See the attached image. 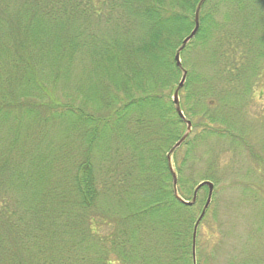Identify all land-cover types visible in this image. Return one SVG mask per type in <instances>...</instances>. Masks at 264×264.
I'll use <instances>...</instances> for the list:
<instances>
[{"label": "trees", "instance_id": "trees-1", "mask_svg": "<svg viewBox=\"0 0 264 264\" xmlns=\"http://www.w3.org/2000/svg\"><path fill=\"white\" fill-rule=\"evenodd\" d=\"M201 2L0 0V264H215L208 188L178 197L230 178L257 205L264 0H207L179 68Z\"/></svg>", "mask_w": 264, "mask_h": 264}, {"label": "rangeland", "instance_id": "rangeland-1", "mask_svg": "<svg viewBox=\"0 0 264 264\" xmlns=\"http://www.w3.org/2000/svg\"><path fill=\"white\" fill-rule=\"evenodd\" d=\"M254 102L256 105L254 112L263 119H260L257 124L254 123L255 140L261 141L264 136V129L262 126L264 122V78L260 82V86L256 89ZM243 167H251L255 172L251 184L257 192V205L250 197L244 196L242 190L244 181L230 180V178L225 180L224 183L226 186L219 190L214 204L212 203V214H209L206 223L209 226L214 225L216 227L218 223L223 226L221 229L224 234V239L221 248L218 249L215 264H226V261L234 256L246 258L252 255L257 259H264V236H260L263 240L262 248L261 245L259 246L258 243L256 244L257 241H254L257 237H255L254 234L252 235L255 226L259 228L263 225V222L259 221L261 219V213L264 211V175L261 170L258 169L257 165L253 163L249 164L247 160ZM225 172H228V170ZM229 184L230 186H228ZM260 210L261 213L259 212ZM214 214L216 215L215 220L213 219ZM198 232V239L203 241L207 248L211 249L217 245L218 238L213 236V232L210 228L207 230L205 227L204 229L200 228ZM251 240H253L252 244L250 243L252 248H248V243Z\"/></svg>", "mask_w": 264, "mask_h": 264}, {"label": "water", "instance_id": "water-1", "mask_svg": "<svg viewBox=\"0 0 264 264\" xmlns=\"http://www.w3.org/2000/svg\"><path fill=\"white\" fill-rule=\"evenodd\" d=\"M206 1L207 0H202V2L199 4L198 9H197V12H196V16H195V28H194L193 32L190 34V36L183 42L182 47L180 48V50L177 53L176 62H177V66L179 68L182 67V64H181V53H182V51L197 36V34H198L199 30H200V12H201V8H202L203 4ZM186 80H187V73L186 72H183L182 80H181V82L179 84V87H178L177 91L175 92L174 98H173V102H174V105L176 107V111H177L178 115L180 116V118L183 121H185V117L183 115V112L181 111L179 95H180L181 90L185 87ZM186 125H187V133L182 138V140L176 144V146L174 147L173 151L178 150L183 145V143L186 141V139L188 138V136L190 135V133L192 131V125H191L190 122H186ZM169 160L171 161V156L169 157ZM171 170L173 171V168H171ZM174 186H175V188L177 187V178H176L175 175H174ZM204 187L208 188L209 195H208V200H207L206 206L204 208V211H203V213H202V215H201L200 219L198 220V222L196 224V227H195V232H194V258H195V244H196L197 231H198V228H199L200 223L202 222V220L206 216V212L208 211V209L210 208V206L212 204V198H213V194H214V185L211 184V183H208V182L199 185L196 188V190H195L194 198H193V200L191 202H185V201H183L182 199H180L178 197V199L182 203L186 204L187 206H193L196 203V200H197V196H198L199 191L202 188H204Z\"/></svg>", "mask_w": 264, "mask_h": 264}]
</instances>
